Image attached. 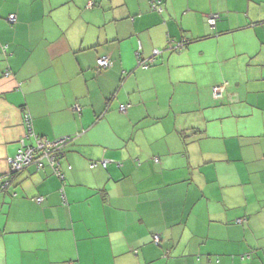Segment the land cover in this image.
<instances>
[{
    "label": "crops",
    "instance_id": "1",
    "mask_svg": "<svg viewBox=\"0 0 264 264\" xmlns=\"http://www.w3.org/2000/svg\"><path fill=\"white\" fill-rule=\"evenodd\" d=\"M92 1L0 0V264H264V0Z\"/></svg>",
    "mask_w": 264,
    "mask_h": 264
},
{
    "label": "trees",
    "instance_id": "2",
    "mask_svg": "<svg viewBox=\"0 0 264 264\" xmlns=\"http://www.w3.org/2000/svg\"><path fill=\"white\" fill-rule=\"evenodd\" d=\"M148 2L150 3V8H151V10H154V11H161V10H159V9H163V3H164V1L163 0H148ZM89 6H91V8H93V7H95V6H99V0H93L92 1V3L89 5ZM11 15H13L14 16V18L12 19V20H10L9 19V17L11 16ZM5 20L7 21V23L10 25V26H13L14 24H15V22H16V14L15 13H9L7 16H6V18H5ZM183 47L182 46V44H180L179 46H177L176 48H175V50H178L179 48H181V47ZM8 47H9V45L7 44V43H2V44H0V54L1 55H3L4 57H3V59L4 60H6L7 59V57L10 55V53H9V49H8ZM155 50V49H154ZM158 53H159V51H158ZM158 53H156V54H153V51H152V55L149 57V58H147V59H140V58H138V60H137V65L139 66V67H141V68H143V69H146V68H149L152 64H153V59H154V57L158 54ZM101 57H107L108 59H109V61H110V65L109 66H106V67H102V66H99L98 65V62H97V60L99 59V58H101ZM147 61V63L145 64L146 66H144V64H143V61ZM95 65H94V69L96 70V71H101V70H103V69H107V68H109V67H111L112 66V60L110 59V57H108V55H102V56H99V57H97L96 59H95V63H94ZM12 74V72L10 71V69L9 68H6L5 70H4V73H3V75L5 76V77H8V76H10ZM218 87H223V86H220V85H218ZM211 92H212V94H213V90H211ZM120 105H124L125 106V109L122 111V110H120ZM128 106H129V104H119L118 105V110L121 112V113H125L126 112V110H127V108H128ZM80 107L78 106V110L80 111ZM25 118H27V121H25V123H27L28 125H30V118H29V116H27L26 115V117ZM29 127V130H30V126H28ZM77 135H70L69 137H59V138H54V139H47V138H38L39 139V141H42L43 143H44V145H43V148H39V149H36V151H34V153H33V157H32V160H31V162H30V165L28 166V167H30L31 165H33V163L37 160V159H41L40 157H42V154L43 153H50L51 152V149H52V147H50L51 146V144L54 142V141H58V140H60V139H62V142L60 143V144H57V148H58V150H57V153H56V156H55V159H54V164H53V166H50L47 162V166L48 167H50V169H51V171H52V173L56 176V177H58V179H60L61 180V182H62V184H64L65 183V181H64V174H63V172H62V170H61V163H62V160H63V158H64V155H66V154H64L65 152H64V147H67L71 142H73V139L76 137ZM56 147H54V148H56ZM153 161H154V163H157L158 161H159V159L157 158V157H154L153 158ZM44 166V165H43ZM96 166H101L102 168H106L107 167V162L104 160V159H99V160H90L89 162H88V167L90 168V169H92V168H94V167H96ZM28 167H26V168H28ZM72 167H71V165L70 164H67L66 165V169L67 170H70ZM19 172V171H18ZM17 172V173H18ZM10 174V177L12 176V175H14V173L12 174V173H9ZM16 174V173H15ZM59 191H60V193L61 194H63V188H60L59 189ZM42 201V200H41ZM40 201V202H41ZM239 222H241L240 220H239ZM154 235H156L157 237H158V240L157 241H155L154 240V238H153V236ZM151 241H152V244L153 245H155V246H159L160 245V243H161V238H160V235H159V233H153L152 235H151ZM242 257H244V256H242ZM69 264H78V263H76V261H69ZM206 264H212V263H206Z\"/></svg>",
    "mask_w": 264,
    "mask_h": 264
},
{
    "label": "built area",
    "instance_id": "3",
    "mask_svg": "<svg viewBox=\"0 0 264 264\" xmlns=\"http://www.w3.org/2000/svg\"><path fill=\"white\" fill-rule=\"evenodd\" d=\"M161 10V9H159ZM14 18L13 15H11L9 17L10 20H12ZM215 18L216 16L213 15L212 17H210L208 19V22L211 24H214L215 22ZM158 53V50L155 49L153 50V54H156ZM98 62V65L99 66H102V67H106V66H109L110 65V61L107 57H101L97 60ZM147 63V61H143V64L144 66H146L145 64ZM220 87H214L213 88V95L214 97L216 96H219L220 95V90H219ZM125 109V106L124 105H120V110H124ZM26 117V116H25ZM25 121H27V118H25ZM30 132V131H29ZM62 142V139L58 140V141H54L50 147H52L51 149V152L50 153H43L42 154V157H40L41 159H37L33 165H35L36 167H41L43 164H42V158H45L47 163L50 165V166H53L54 164V159H55V156H56V153H57V150L58 148L56 147L57 144H60ZM43 145L44 143L42 141H39V139H36V142L35 144H33L32 146H26V145H22V147H20V149L17 151L16 155L11 157L8 161L9 163V172L10 173H15L17 171H20L26 167H28L30 165V162L32 160V157H33V153L34 151H36V149H41L43 148ZM56 147V148H54ZM7 184V183H6ZM6 184H3L0 186V189L4 188L6 186ZM42 199L41 198H38V202H40ZM154 240L157 241L158 240V237L156 235L153 236Z\"/></svg>",
    "mask_w": 264,
    "mask_h": 264
},
{
    "label": "clouds",
    "instance_id": "4",
    "mask_svg": "<svg viewBox=\"0 0 264 264\" xmlns=\"http://www.w3.org/2000/svg\"><path fill=\"white\" fill-rule=\"evenodd\" d=\"M17 172H18V171H17ZM17 172H15V173H17ZM15 173H14V174H15Z\"/></svg>",
    "mask_w": 264,
    "mask_h": 264
}]
</instances>
